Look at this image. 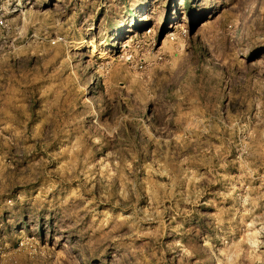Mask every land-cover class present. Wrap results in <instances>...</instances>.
<instances>
[{"label":"rangeland","instance_id":"obj_1","mask_svg":"<svg viewBox=\"0 0 264 264\" xmlns=\"http://www.w3.org/2000/svg\"><path fill=\"white\" fill-rule=\"evenodd\" d=\"M0 264H264V0H0Z\"/></svg>","mask_w":264,"mask_h":264}]
</instances>
